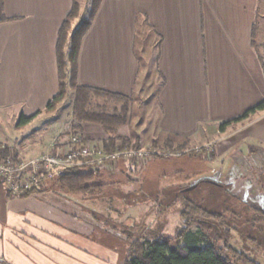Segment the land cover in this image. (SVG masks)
<instances>
[{"label":"crops","instance_id":"crops-1","mask_svg":"<svg viewBox=\"0 0 264 264\" xmlns=\"http://www.w3.org/2000/svg\"><path fill=\"white\" fill-rule=\"evenodd\" d=\"M260 1L99 0L79 44L75 81L130 97L127 123L117 135L140 148L164 150L169 142L183 148L176 149L181 155L189 147L217 142L218 153L195 156L211 163L223 155L231 163L250 158L256 144L263 155L264 110L219 130L264 100L260 49L252 44L255 38H263L258 46L264 44V25L257 24L264 18ZM74 2L0 0V145L6 154L28 160L68 147L66 115L45 123L62 104L51 114L44 109L58 93V34ZM138 106L140 115H132ZM21 114L31 119L18 127ZM29 127L30 136L21 134ZM76 130L86 143L104 148L108 134L102 126L82 123ZM116 146L123 147L118 139ZM155 164L152 159L102 168L109 183L100 193L118 177L135 180L132 176ZM55 177L43 176L35 189L16 196L0 182V264H86L85 235L81 231L79 239L77 227L103 217L97 205L102 195L67 193ZM94 254L98 264L100 254L107 256L99 246Z\"/></svg>","mask_w":264,"mask_h":264},{"label":"trees","instance_id":"trees-1","mask_svg":"<svg viewBox=\"0 0 264 264\" xmlns=\"http://www.w3.org/2000/svg\"><path fill=\"white\" fill-rule=\"evenodd\" d=\"M98 5L99 0H90V6L88 10H86L87 17L82 19L75 27H73V23L80 16V6L78 2H74L72 11L61 26L57 44L59 89L56 96H54L45 107L44 112H55L66 99L68 92L72 91L74 93V98L71 108V121L70 123L67 122L72 128L79 129V126L82 123H94L102 126L108 134V138H106L103 142L106 151L114 150L117 139L120 140V144L123 147L140 148L138 142L130 143L129 139L121 138L117 135L118 129L127 123L129 103L131 101L130 97L111 93L102 89L80 86L75 81L76 59L79 44L83 35L90 26ZM252 44L256 50H259L260 48L264 49V44L258 46L254 41H252ZM258 54L264 73V54ZM97 99L101 100L102 103H95ZM105 101L113 102L117 106L109 110L107 102ZM94 103L95 105L93 109H91V105ZM263 110L264 100L254 107L246 110L242 116L221 123L219 125V130L224 131L230 124L246 120L254 113ZM30 119L31 118H26L21 114L18 119L17 126L19 127L24 125L30 121ZM164 146L171 148V144L169 142L165 143ZM152 147L157 146L154 144ZM175 149L183 150L182 147ZM4 154L6 153L4 152ZM256 163L257 165H254V162L250 159L241 158L240 161L232 163L226 178L227 182L229 181L230 183L229 185L234 186L232 189L237 188V185H240L241 182H245L247 180V183L245 182L246 184L243 186V188L248 187L246 195L249 196L250 191L252 190L254 191L252 193L254 198L258 194L263 195V203L257 202L258 204L251 203L245 206H239V208L244 207L247 209L250 218L243 216L240 217L238 215L237 217L239 220L245 219L247 221L245 223L246 225L249 224L250 228L252 227L259 231L258 233L251 235L250 233H246V235L252 243L256 242L258 244L257 246L264 250V183H259L260 185H258L255 182L260 176H262L260 163ZM103 170H106V168ZM103 170H90L85 167H72L65 170L61 175L56 176L54 181L60 189L67 193L93 194L95 191H99V194H102L100 193L101 190L108 185L104 182V179L107 176ZM202 183H205V189L203 190V193L200 192V194H197L195 197H193L192 194H190L188 198L183 197L182 195L187 193L184 191L171 192V194L175 193V201H181V208H183L181 215H184L185 218V226L179 234L178 241H175V244H173L171 239L167 237L138 240L133 244L130 251L127 253L124 264H258L254 262V260L248 259L247 257L236 256L234 254V250H232L228 244H225V246L221 248L219 247V244L217 245L215 243L216 241L211 240L206 246L202 247L201 243L204 241V238L200 233V230H196L195 232L188 230L196 217H198L200 223L202 224L214 221L215 224L218 223L219 225H224L222 228L224 232L227 231L230 233V231L234 230L228 227L227 222L222 221L224 220V216L226 217L228 212L227 210H230V204H236L238 199L236 200L234 195L229 196L228 192L225 191L226 189L223 185L225 182L197 181L196 189L193 191H198V187ZM235 183L236 186L234 185ZM220 193L222 196H229L228 202L227 200L226 202L223 200ZM26 194H28V192H26ZM223 203H225L226 206H224ZM203 205L208 207H204ZM212 208L214 209L212 210ZM261 240L263 241L260 242ZM227 252H232V255H229Z\"/></svg>","mask_w":264,"mask_h":264},{"label":"rangeland","instance_id":"rangeland-1","mask_svg":"<svg viewBox=\"0 0 264 264\" xmlns=\"http://www.w3.org/2000/svg\"><path fill=\"white\" fill-rule=\"evenodd\" d=\"M77 1L80 4V16L73 23V27H75L81 19L87 17L86 10H88L90 6V0ZM260 12L264 14V0L260 1ZM257 22L258 25H264V18L259 17ZM261 39L255 38V44L258 45ZM259 52L261 53L260 55H263L264 49L260 48ZM72 101V98L67 97L62 103L60 111L48 117V120L45 123L59 119V117H62L63 119L65 115L67 122L70 123ZM95 102L102 101L97 99ZM105 102H107L109 108L117 106L113 102ZM94 105L95 103L91 105V109H93ZM139 108L140 106L133 108L132 115L136 114L139 116L140 114L137 112ZM2 127L3 124L0 122V128ZM40 127L41 126L38 128ZM21 134L30 136V134H32L31 127L26 128ZM209 145L214 148V154L218 153L220 146H218L217 142H211L205 146L189 147L187 148V151L182 153L179 157L170 159L154 158V162L156 164L147 167L146 171L143 172V175L139 173L137 176H132L135 177V180L127 181L125 177H118L116 181L113 182L114 184L110 183L112 184L111 187L114 186L112 190L113 193L110 192L111 187L109 186V189H105L101 194L102 197L97 200V205L100 212L103 213V217L95 220L88 218V224L77 227L78 229H81L77 232L80 235L78 238H83L81 236L82 232L85 235L83 238L85 239L84 251L86 254H89L88 257L84 258L85 263L98 264L96 262L97 255L94 254L96 253L97 246H99V249L102 251L105 250L107 253V256H104L103 254L99 255V264H122L123 261L126 260L127 253L130 251L133 244L138 240L167 237L171 239L173 244H175V241H178L179 239L181 230L184 229L185 218L184 215H181V211L183 209L181 208L182 203L181 201H175V193L171 194L172 190L177 189V191H183L188 187L194 186L199 179L209 178L212 181L225 182L223 184L226 189L225 191L228 192L229 196L234 195L236 200L238 199L236 204H230V210H227L228 212L226 217L224 216V220L222 221L227 222L228 227L234 230L230 231V233L227 231L224 232V230H222L224 225L222 226L218 223L215 224L214 221L202 224L200 223L198 217L194 218L192 225L188 230H192L193 232L200 230V233L204 238V241L201 243L202 247L206 246L211 240L216 241L215 243L217 245L219 244V247L221 248H223L225 244H228L232 250H234V254L236 256L247 257L248 259L254 260V262L258 264H264V250L257 246L258 244L256 242H254L256 244L252 243L246 235V233H250L251 235L258 233L259 231L252 227L251 229L249 224H245L247 222L245 219L239 220L237 217L238 215L240 217L243 216L250 218L247 209L244 207L239 208V206H245L251 203L256 204L257 202L263 203V195L258 194L254 198V195L252 194L254 192L253 190L250 191L251 196L246 195L248 187L243 188V186L247 183V180L245 181L246 183L241 182V184L237 186L235 183L234 185L237 188H234L235 190L232 189L234 186H230V183L229 181L227 182L226 178L232 165V163L228 160V156L221 154L223 156L218 157L214 163H211L210 161L199 162L195 156L200 155L203 159H205L204 157H209L210 154L207 152L209 150ZM259 148L260 146L256 144L254 150L257 152H253L252 156L247 159L254 162V165H257L255 161L259 162L260 167L264 168V154L258 155ZM165 150H169L174 154L178 153V150L172 147H168ZM221 160H224V162ZM198 162L201 163V166ZM205 166L212 168L214 171L211 172L208 169L206 170ZM175 169H179L178 171L180 172L172 174V170ZM194 179L197 181L194 182ZM104 182L109 183L106 178L104 179ZM255 182L258 185H260L259 183H264V175L260 176ZM204 186L205 183H202L199 185L198 191H193L196 189L195 188L191 191H187V193L182 196L188 198L190 194H192V196L195 197L197 194H200V192L203 193V190L205 189ZM78 195L81 196L83 194L79 193ZM220 196L223 197L225 202L226 200L228 202V195L222 196L221 194ZM133 204H135L134 208L136 210H132ZM140 205L141 207L139 208ZM223 205L226 206L225 203H223ZM213 209L214 208H212V210ZM225 227L228 228L227 226ZM72 228L75 229L76 226H72ZM89 235L92 236L88 238ZM69 239H72V235L68 237V240ZM262 241L263 240L260 242ZM90 244H94V246H96L95 251L90 249ZM110 253L115 255L114 258L110 257ZM227 253L232 255V252Z\"/></svg>","mask_w":264,"mask_h":264},{"label":"built area","instance_id":"built-area-1","mask_svg":"<svg viewBox=\"0 0 264 264\" xmlns=\"http://www.w3.org/2000/svg\"><path fill=\"white\" fill-rule=\"evenodd\" d=\"M63 134L67 136L66 150L47 152L28 160L4 154L0 145V182L4 189L16 196L20 192L35 189L43 176H59L72 167H85L90 170L114 169L121 162L131 165L146 164L154 158H172L180 155L165 149L152 150L121 146H116L112 151H106L101 146L86 143L78 130L72 128L69 123L65 126ZM208 149L207 152L210 155L215 152L210 145Z\"/></svg>","mask_w":264,"mask_h":264},{"label":"water","instance_id":"water-1","mask_svg":"<svg viewBox=\"0 0 264 264\" xmlns=\"http://www.w3.org/2000/svg\"><path fill=\"white\" fill-rule=\"evenodd\" d=\"M195 187H196V185L191 186V187H188V188L184 189L183 191H184V192L191 191V190L194 189Z\"/></svg>","mask_w":264,"mask_h":264}]
</instances>
